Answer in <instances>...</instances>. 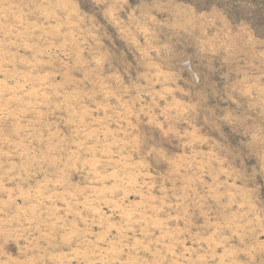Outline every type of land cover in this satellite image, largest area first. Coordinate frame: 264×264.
Here are the masks:
<instances>
[{
    "label": "rangeland",
    "instance_id": "obj_1",
    "mask_svg": "<svg viewBox=\"0 0 264 264\" xmlns=\"http://www.w3.org/2000/svg\"><path fill=\"white\" fill-rule=\"evenodd\" d=\"M0 264H264V0H0Z\"/></svg>",
    "mask_w": 264,
    "mask_h": 264
}]
</instances>
